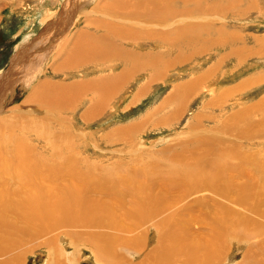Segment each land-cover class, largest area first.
Instances as JSON below:
<instances>
[{
  "label": "rangeland",
  "instance_id": "obj_1",
  "mask_svg": "<svg viewBox=\"0 0 264 264\" xmlns=\"http://www.w3.org/2000/svg\"><path fill=\"white\" fill-rule=\"evenodd\" d=\"M104 1L0 0V152L19 153L18 162L37 155L35 168L48 172L34 184L42 199H20L31 188L11 186L9 171L0 183L12 189L11 202L33 201L47 217L59 215V204L117 224L149 208L150 218L132 231L60 224L42 236L31 226L23 238L27 231L16 230L25 219L9 213L0 217L2 245L23 239L0 263L18 252L20 264H101L92 250L101 235L102 244L117 237L127 264L157 243L168 246L170 264H191L188 251L192 264H264V0H170L166 24L130 19L114 0L102 11ZM45 84L69 90L28 104ZM120 180L157 194L155 205L143 211L120 194L124 187L118 201L80 191L83 182L92 189ZM170 215L173 225L160 223ZM204 254L211 258L199 262Z\"/></svg>",
  "mask_w": 264,
  "mask_h": 264
},
{
  "label": "bare ground",
  "instance_id": "obj_2",
  "mask_svg": "<svg viewBox=\"0 0 264 264\" xmlns=\"http://www.w3.org/2000/svg\"><path fill=\"white\" fill-rule=\"evenodd\" d=\"M182 2V4H186V1L187 0H179ZM109 3L111 5V0H105L104 3L102 4V6L100 7L102 9V11H108V10H112L111 8H109L110 5L106 6L104 4H107ZM114 4H117L119 6H121L123 9L121 11L122 14H124L125 16H128L130 17V19H136V20H140V19H145L147 22H154L153 20H157L158 23L160 24H166L167 22V16H168V12H169V8H170V5H171V1L170 0H114ZM135 4V5H134ZM116 7V6H115ZM145 8H147L145 10ZM115 11V10H114ZM104 12V13H105ZM181 14V13H180ZM105 15V14H104ZM178 16V14L175 15V17ZM183 16V19L179 20V21H184V14H182ZM115 17V16H114ZM181 18V17H179ZM128 19V18H127ZM128 21V20H126ZM125 21V22H126ZM135 21V20H134ZM141 21V20H140ZM138 21V22H140ZM174 21V20H173ZM177 21V20H176ZM142 22V21H141ZM100 23V22H99ZM127 23V22H126ZM173 24V23H172ZM140 25V24H139ZM133 27V26H132ZM132 30V29H131ZM127 31V30H126ZM136 31V30H135ZM177 31V30H176ZM184 31V30H183ZM161 33V32H160ZM172 33V32H171ZM182 33V32H181ZM163 34V33H162ZM176 34H180V33H176ZM191 34V33H190ZM195 34L197 35V33L195 32ZM136 35V34H135ZM183 36V35H182ZM194 36V35H193ZM145 37V36H144ZM177 37V36H176ZM199 38V36H197ZM99 38V37H98ZM97 39V38H96ZM101 39V38H100ZM99 39V41H100ZM169 39V38H168ZM184 39V38H183ZM189 39V38H187ZM196 39V38H195ZM81 41V40H80ZM82 41H84L82 39ZM102 41V40H101ZM106 41V40H104ZM108 41V40H107ZM160 41V40H159ZM162 41V40H161ZM160 41V42H161ZM171 41V40H169ZM178 41V40H177ZM180 41V40H179ZM190 41V40H189ZM79 42V41H78ZM175 42V40H174ZM85 45H87V47H93V48H96L95 44L94 46L91 44V43H87V42H83ZM111 43V42H110ZM109 43V44H110ZM166 43V42H165ZM190 43V42H189ZM186 44V43H185ZM72 45V44H71ZM168 45V43H167ZM173 45V44H172ZM76 46V45H75ZM180 46V45H179ZM178 47V46H177ZM182 47V46H181ZM88 48V49H89ZM174 48V47H173ZM71 49V48H70ZM111 50V48H110ZM113 50V49H112ZM111 50V51H112ZM169 50V49H168ZM79 51V50H78ZM93 51L96 52L95 49H93ZM116 51V50H114ZM83 52V51H82ZM85 52V51H84ZM102 52V51H101ZM174 52V51H173ZM176 52V51H175ZM174 52V53H175ZM178 52V51H177ZM177 54V53H176ZM100 56V55H99ZM109 56V55H108ZM115 56V55H114ZM122 57L120 58V62H123L124 63V60H126L123 56H126L125 54L121 55ZM98 57V56H97ZM112 57V56H111ZM86 58V57H85ZM103 58V57H102ZM110 59V58H109ZM128 60V59H127ZM129 61V60H128ZM149 66V65H148ZM28 78V79H27ZM33 78V77H31ZM33 80V79H32ZM30 80L29 77H26L24 79L25 81V85L26 83H30ZM23 85V84H22ZM38 85V84H37ZM48 85V84H47ZM66 92L69 90V88H66L64 89ZM62 88H59L58 86L56 85H53V86H46L45 85H42L40 87H38V89H36L29 97H28V104H32V103H36L35 101H37L38 99L42 100L44 103H47V101L49 100V97H55L57 96L59 93H61L62 91H64ZM63 93V92H62ZM61 93V94H62ZM48 94H52L51 96H48ZM55 95V96H54ZM56 101V100H55ZM59 101V100H58ZM57 101V102H58ZM49 102V101H48ZM11 153V154H9ZM9 154V155H7ZM19 153H13V152H8V153H4V152H0V159H7V160H10L11 162L15 163L16 165L20 166V169H16L15 167H11V168H7L6 170V167L3 165L0 169V175H5L7 173V171H9V176H10V180H11V177H13V185L11 186H16L18 184L19 187H30L31 189L29 190H23L21 191V197L20 199L22 200H28L30 198H34V199H42L44 194L42 191H38L39 188H37L34 184L35 182L37 183H41L43 182L42 178L43 176H46V174L48 172H42L40 170H38L37 168H35V164H33V158H36L35 157H26V156H21L20 159H19V162L16 161V158H17V155ZM53 156V155H52ZM54 158V157H53ZM54 166V164H53ZM4 170H6V172H4ZM23 170H27V171H23ZM18 171H23L21 172V174H17L16 173ZM64 172V171H63ZM52 173V172H51ZM50 173V174H51ZM48 174V175H50ZM54 178H57L55 175H50ZM60 177V176H59ZM87 179L84 178V181H86ZM15 182V183H14ZM110 183L106 182V181H99L98 183V186L95 188V187H92L91 189V184H87L85 185L86 183H91V182H88L86 181V183H82V187L80 189V191L82 190L83 191V195L85 197L88 196L89 193H94L96 194L97 197L101 196V195H107V196H111L115 199H113V201H118L116 199H119L118 197H120L118 194H117V189L119 190H122V188H126V190L123 188V192H121L120 194H122L124 196V198H134L136 199L138 202H139V205L143 204L144 205H155V203L152 202V200H155V199H158V197L156 198L157 194L155 195L154 193H151L148 195V192H147V189L144 190V188H138L140 187V185L135 188L134 186H132L130 180H120L121 183H118V182H112L109 181ZM94 186H96L95 183H93ZM135 184V183H134ZM110 185H113V186H110ZM9 185L5 184V183H0V217H4V216H8L9 213H11L13 215V217H16L18 216L19 219H25V222L22 224V226L19 228V230H16L17 233L18 232H22L23 230H26L27 233H28V236L27 235H24L23 238H30L32 237V235H30V233L28 231L29 227L31 226H37V229L34 231V234H38L40 233L39 235H42V236H45L47 235L50 231H54V230H51V229H54V228H58L62 225L60 224H68V225H79V223L81 224L82 223V226L86 227H96V228H100L101 226H110V227H122V228H117L118 230H126V231H132L133 229H135L136 227H138L140 225V223H143L144 221H146V219L150 218L149 216V213H147L149 210H152V209H148V210H145L147 212H143L142 213H138L137 216H138V219L135 221L133 220L132 222H129V223H125L123 221H121L120 224H117V223H113V220L112 218H109V220H105L107 219L106 216H103V215H100V216H97L96 217V214L94 213L93 216L92 213L89 214L91 218H88L87 216L84 217L85 214L83 215H80V211L77 210V207H75V209L73 210H70V206H64L62 208H60V205L58 204L57 207H56V210L55 212H60L59 215H57L55 218L52 217H47L45 214L43 213H40V211L34 206V202L33 201H29L28 203L26 204H21L17 201H14V202H11L9 198V195L10 194L9 192L12 190L11 188H7ZM120 187V188H118ZM16 188V187H15ZM120 190L118 192H120ZM150 192V191H149ZM14 194V193H13ZM114 194V195H112ZM121 195V196H122ZM143 195H147L145 198L142 197ZM20 196V193L16 192V196L13 198L15 200H17V198ZM115 196V197H114ZM136 196H139V197H136ZM149 196V199H150V202L147 201V198ZM103 197V196H102ZM48 198V196L45 197V199ZM49 199V198H48ZM111 199V198H110ZM121 199V198H120ZM109 200V199H108ZM133 200V199H132ZM10 202V205H9V208L7 210H5L6 208V205L4 204L5 202ZM111 201V200H110ZM131 201V200H130ZM135 201V200H133ZM136 202V201H135ZM72 204H76L74 203L73 201H71ZM89 203V202H88ZM132 203V201H131ZM130 204V203H129ZM133 204V203H132ZM138 204V203H137ZM158 204V203H157ZM77 205V204H76ZM92 206H94L92 203H91ZM159 205V204H158ZM156 205V206H158ZM63 206V205H62ZM130 206V205H129ZM106 207L108 210H110V207L108 204H106ZM142 207V205H141ZM150 207V206H149ZM80 208V207H79ZM131 208V207H130ZM148 208V206H147ZM72 209V208H71ZM95 208H92L90 211L94 210ZM143 209V207H142ZM155 209V208H154ZM81 211H83L81 208H80ZM160 210V209H159ZM130 213H135V209H129ZM144 211V209H143ZM62 212V213H61ZM154 213V211H152ZM147 213V214H146ZM82 214V213H81ZM81 217H80V216ZM151 215V214H150ZM170 217V218H169ZM169 217L165 218V219H162L160 223H163L165 224V226H168V225H171L172 224V218L175 217V215H170ZM48 220V222H44V220ZM127 221V219H125ZM116 221V219H115ZM65 222V223H63ZM128 222V221H127ZM125 223V224H124ZM131 223V224H130ZM2 224V223H1ZM145 224V223H144ZM213 224H215V221L213 222ZM60 225V226H59ZM76 225V226H77ZM161 225V224H160ZM173 225V224H172ZM64 227V226H63ZM62 227V228H63ZM73 227V226H72ZM71 227V228H72ZM65 228V227H64ZM63 228V229H64ZM108 228V227H107ZM3 229V228H2ZM15 229V228H14ZM66 229V228H65ZM75 229V228H74ZM170 229V227H169ZM33 230V229H32ZM56 230V229H55ZM82 230V229H81ZM208 230H216L213 225H212V228L208 229ZM163 236L164 235H173V234H176L175 233V228H172V230H161ZM224 231V230H223ZM64 232V231H63ZM245 233V231L243 232ZM141 234V233H139ZM61 234H56V236H59ZM107 235V234H106ZM137 235V234H136ZM142 236V235H140ZM145 236V235H144ZM226 236V235H225ZM249 237V233L246 235ZM253 236V234H252ZM3 237V238H2ZM5 236H0V256H4V255H7L8 253H11L12 252V249H14L16 247V244H17V241H20L21 239H12L8 244L6 245H2V241L4 239ZM77 237V235H76ZM92 237V236H91ZM99 237H100V241H101V244H102V240H103V237L100 236H96V238H94L96 240L95 244H94V247H97L98 250H95L92 248L93 250V254L96 255V257L100 260L99 262L101 264H127V259L124 257H120V254H117L116 252V244L114 243V241H116L117 237L115 236H110V237H107L105 240L106 242L103 243L102 245L99 243ZM255 237V236H254ZM7 238V237H6ZM137 239V237H134ZM167 238V237H166ZM208 238V237H207ZM242 238V237H241ZM8 240V239H7ZM132 238L129 240L131 241ZM134 240V239H133ZM167 240L169 241V239L167 238ZM264 240V239H262ZM51 239H49L48 242L44 243L45 245L46 244H49L51 243ZM94 241V240H92ZM212 241V239H211ZM53 242V241H52ZM91 242V241H90ZM192 242V241H191ZM263 242V241H262ZM5 243V241H4ZM128 243V242H127ZM132 243V242H131ZM134 243V242H133ZM137 243V241L135 242ZM145 243V242H144ZM143 243V244H144ZM138 244V243H137ZM158 245L152 249L151 252L149 253H146L144 256L143 259H141V261L139 263H136V264H162L161 261H164L163 263L164 264H170V262H172L174 260V258H172L171 254H169L168 252V246L166 245H163L161 243V245L159 246V243H157ZM18 245V244H17ZM44 245V246H45ZM145 245V244H144ZM218 245V244H217ZM100 246H101V250H102V253L100 254ZM212 246V244H204V251L206 252H209L208 251V248ZM9 247H12V249H10ZM90 247V246H89ZM195 247H198L196 245H192L190 243H187V248L188 249H192V248H195ZM201 247V246H200ZM227 247V246H226ZM257 247V246H256ZM9 249V251L7 252V250ZM202 249V248H200ZM212 249V248H211ZM209 249V250H211ZM217 249V248H216ZM262 249V248H261ZM139 250V249H138ZM201 252L203 253V249L201 250ZM251 252V249L250 251H247V254L249 256ZM25 254V252H23ZM188 255H183V260L185 261H188L186 263H190L192 264V261H194L193 259L195 258L193 256V254H195L193 252V254H191L189 251L186 252ZM214 254V253H213ZM23 254H20V253H14L12 255H10V260H6L4 261L3 263H0V264H20L21 261H19L23 256ZM207 255V253H206ZM204 254V256L200 259L199 262H203L205 259H206V256ZM115 256H119L118 259L115 258ZM215 256V254H214ZM209 257V255H208ZM211 258V257H209ZM208 258V259H209ZM216 258V257H215ZM206 259V260H208ZM224 258H222V261H223ZM217 260V259H216ZM23 261V260H22ZM213 261V259H212ZM219 261V260H218ZM126 262V263H125ZM209 262V261H208ZM221 262V261H220ZM219 262V264H220ZM206 263V262H205ZM22 264V263H21ZM130 264V263H128Z\"/></svg>",
  "mask_w": 264,
  "mask_h": 264
}]
</instances>
